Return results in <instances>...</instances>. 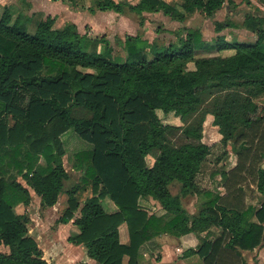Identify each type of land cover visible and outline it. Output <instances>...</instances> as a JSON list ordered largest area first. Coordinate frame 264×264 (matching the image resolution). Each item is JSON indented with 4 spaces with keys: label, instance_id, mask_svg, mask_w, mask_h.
I'll return each mask as SVG.
<instances>
[{
    "label": "trees",
    "instance_id": "1",
    "mask_svg": "<svg viewBox=\"0 0 264 264\" xmlns=\"http://www.w3.org/2000/svg\"><path fill=\"white\" fill-rule=\"evenodd\" d=\"M234 2L94 0L88 7L117 13L127 7L143 26L145 12L162 11L183 22L196 10L212 16ZM256 2L257 9L264 8V0ZM27 15L22 10L14 15L11 4H5L0 17V245L9 248L0 249V264H52L29 234L30 214L15 206L31 202L28 186L42 207L57 203L69 178L62 139L68 129L93 147L76 154L83 171L65 190L67 205L58 221L72 220L77 231L68 240L83 244L94 264H141V245L161 232L195 233L198 242L183 250L184 257L245 264L243 252L264 244V201L247 204L242 185L260 138L257 128L264 126V14L245 13L242 25L255 32L253 41L220 33L234 25L228 19L215 20L213 41L186 25L176 40L164 43L144 38L143 31L128 34L121 61L105 35L81 33L72 21L57 27L50 14L30 33L24 29L27 20L21 22ZM196 48L227 51L197 56ZM158 110L173 112L182 124L164 123ZM208 115L221 134L217 161L231 143L237 157L231 169L212 172L220 174L223 192L197 180L212 149L203 140ZM256 161L257 187L264 193V150ZM174 181L180 182L178 193L171 190ZM89 186L91 194L80 198ZM189 194L207 197L198 212L184 206L182 198ZM106 196L115 209L104 207ZM142 198L157 201L163 213L150 212ZM122 223L127 241L120 238ZM212 226L222 235L211 236Z\"/></svg>",
    "mask_w": 264,
    "mask_h": 264
},
{
    "label": "rangeland",
    "instance_id": "2",
    "mask_svg": "<svg viewBox=\"0 0 264 264\" xmlns=\"http://www.w3.org/2000/svg\"><path fill=\"white\" fill-rule=\"evenodd\" d=\"M56 1L59 0H55V2L52 3V6L45 5L44 9H48L49 11H58L61 5L56 3ZM126 1L136 3L138 0ZM27 2L28 4L26 5L23 0H10L9 4H11V9L14 12V15H17V13H19L21 10L25 14H30L32 5H29L31 3L29 0H27ZM61 2L68 3L64 1ZM93 2L94 0H79L76 4H71L72 9L76 10L75 13L72 12V17L65 14L67 16L66 17L64 15L65 19L62 18L61 14H59L55 20V26H63L66 22L72 21L76 24L78 30L81 33H88L92 37L100 35L107 36L111 46L113 47V55L119 61L125 59V55L127 53L124 45L126 35H135L137 32L143 31V34L146 36H154V33L144 31L142 26H140L138 23L139 15L129 10L127 7L126 11L123 14H117V12L113 10L104 11L99 9L95 10V12L92 13L89 10V7L86 6L92 5ZM234 3L235 4L232 6H229L228 4L224 5L212 16H208L201 10H196L187 18V21L185 20L183 22H180L178 20H175V22L170 18L169 15L164 14L162 11H158L156 13H151V18L149 17V27L151 31H155L156 28L161 29L160 32L157 31L159 33V37H156L161 43L176 40L177 36L181 34L182 29L179 28L182 25H186L190 28L198 27L201 30L202 36L205 40L213 41L215 36L218 34L214 27L215 20L228 19L232 21L234 25L225 27L220 31V33H223L225 36H227L228 39L235 38L244 41L255 40V32L243 26L242 22L244 20L246 12L255 11L256 13L264 14V8L257 9L256 0H253V3H247L245 0H235ZM4 5L0 6V17L4 10ZM59 12L61 13V11ZM44 14L35 11L32 14L33 16L29 17L28 19H26V17H22L21 22L25 23V20H27V23L24 24V29L30 33H33L36 29L38 21L42 18H45ZM124 14L125 17L128 16L130 19H126L124 21L122 18V15ZM133 23L136 24V29L134 28ZM167 28H170L171 34L166 32L164 33ZM146 36L144 38L149 39ZM99 47L104 48V44H100ZM226 51L227 50L217 51L215 48H212L210 50L196 48L195 54L197 56L211 55L216 53L225 54ZM188 66L192 68L194 67V64L192 62H189ZM157 112L164 123L182 124L180 118L173 112L163 113L161 110H158ZM257 129L260 138L256 140L252 146L250 165L247 167V171L244 172V174L246 175V179L242 184L246 202L247 204L253 206H258L262 201H264V193L259 191L257 187V171L260 164L259 161H256L258 158H260V154H262L264 150V126H261ZM248 131L249 130H247V133ZM203 134V140L209 144H212V149L201 171L197 175V180L203 187L212 188L213 190L223 192V180L220 174L216 173L213 176L212 172L216 168H226L227 170H229L236 164L237 157L233 152L235 147L231 143L229 145L228 154L220 159L219 162L217 161V157L223 151V147L220 143L221 134L218 131V127L213 123V115L207 116ZM62 139L66 150L63 156V161L69 172V178L65 181L64 189L66 190L67 188H70L75 182L80 180V176L83 171V168L79 169L76 166L78 165L76 154H78L79 151L82 152L83 150L91 149L93 147V144L80 137V135L73 129H68L66 132H64L62 134ZM236 147L240 150H242L241 148H243V146H241L240 144H238ZM152 161L153 158L149 156L148 162L150 163ZM79 164L81 165V163ZM65 190L60 195L58 202L52 207H42L40 205V200L37 195H35V193L32 195L31 202L28 205L18 203L15 206L16 211H27L30 214L29 216L31 217V220L29 222V231L30 233L32 232V235L36 238L39 245L42 247L44 255L50 262H52V264H75L76 262L90 258L86 252V247L84 245L76 246V244L68 241V235L72 234V222L62 223L58 221V218L61 216L63 210L67 205V193ZM91 190L92 189L89 186L85 191L80 193V198L84 199L87 195H90ZM171 190L173 193H178L180 190V182L174 181L171 185ZM206 199L207 197L202 194H189L182 198V202L190 213H195L198 212L203 204V201H205ZM140 201L149 209V211L154 212V214H161L164 211L157 201L149 202L147 204L142 199ZM102 203L107 210L111 211L115 208V204L107 196L102 199ZM78 213L79 211L76 214ZM166 234L168 235L167 238L169 239H176L178 237L168 232H161L157 234L158 238L156 239V245L155 243H151L150 246L148 245L142 248L143 258H146V261L142 259V261H140L141 264L148 262V258L150 259L154 252L157 254L160 253L161 246L159 244L160 242H162L161 240L163 237L159 236ZM192 234V236H194L192 239H188L187 237H185L184 240H182V245L180 246L181 248L179 249V252L182 253L185 248L193 245L195 246L197 244L198 238L195 233L192 232ZM209 234L214 237L217 234L222 235V232L217 226H212ZM128 236L127 225L126 223H122L120 225V238L122 241H127ZM155 236H153L152 238H154ZM163 240H166V238H163ZM173 247L175 248V245ZM0 249L3 251H9L8 246L5 245H1ZM151 249L154 250L153 253L150 252ZM160 256L161 254L159 255V257ZM176 256L177 255L175 254L174 260L176 259ZM263 261L264 244L257 246L253 250L244 251L245 264H264Z\"/></svg>",
    "mask_w": 264,
    "mask_h": 264
},
{
    "label": "crops",
    "instance_id": "3",
    "mask_svg": "<svg viewBox=\"0 0 264 264\" xmlns=\"http://www.w3.org/2000/svg\"><path fill=\"white\" fill-rule=\"evenodd\" d=\"M12 1V0H11ZM31 3L29 4V5H32V8H31V13L29 14L30 15V17H32L33 15V12H35V11H38V12H40V13H45L44 14V16L46 17L47 15H53V16H55L56 18H57V16L59 15V14H61V16H62V18H64V15L65 14H67V16H71L72 17V12L73 13H75V11L76 10H73L72 9V5L70 4V3H63V2H61L62 0H59V1H56V3H58L59 5H61L60 6V8L58 9V11L56 10V11H49L48 9H44V6L45 5H47V6H52V3H54L55 2V0H29ZM10 3V0H0V6L1 5H4V4H9ZM28 3V2H27ZM5 6V5H4ZM43 7V8H42ZM86 7H88V6H86ZM40 10V11H39ZM59 11H61V13L59 12ZM109 11H111V10H109ZM218 11V10H217ZM216 11V12H217ZM92 12V11H91ZM95 12V11H94ZM94 12H92V13H94ZM151 13H156V12H145L144 13V15L146 16V22L144 23V25L142 26V28L144 29V31H146V32H152V33H154V36H152V37H150L149 35L148 36H146V35H144V37L146 36V37H148L150 40H152V39H154V38H156L157 36L159 37V33L157 32V31H159L160 32V30L161 29H158V28H156L155 29V31H151V29H150V27H149V19L151 18ZM117 14H119V13H117ZM120 14H123V13H120ZM66 16V15H65ZM66 16V17H67ZM70 17V18H71ZM150 17V18H149ZM122 18H123V20L125 21L126 19H130L128 16L127 17H125V14L124 15H122ZM65 19V18H64ZM173 21H175V20H173ZM186 21H187V19H186ZM176 22V21H175ZM134 24V28H135V26H136V24L135 23H133ZM62 26V25H61ZM94 29V28H93ZM136 29V28H135ZM92 30V29H91ZM169 33V34H171V32H170V28H167L166 29V31H164V33ZM23 181V180H22ZM23 183H25L24 181H23ZM28 188L30 189V192H31V194L33 195L35 192H34V190L31 188V187H29L28 186ZM35 195H37L36 193H35ZM37 197L39 198V200H40V196H38L37 195ZM59 200V199H58ZM142 200L143 201H145L146 202V204L147 203H149V202H153L152 200H148V199H146V198H142ZM58 202V201H57ZM55 205V204H54ZM53 205V206H54ZM49 207H52V206H49ZM116 207V206H115ZM115 209V208H114ZM150 212H152V211H150ZM69 222H72V220H70ZM62 223H64V222H62ZM66 223H68V222H66ZM72 224H73V222H72ZM77 231V229H76V226L73 224L72 225V233L73 232H76ZM29 234L30 235H32V232L30 233V231H29ZM193 234H192V232L191 233H187V234H184V235H182V236H179V237H177L176 239H169V238H167V234L166 235H162V236H159V237H163V238H166V240H163V238H162V242H160V246H161V249H160V253H155L154 252V250H150V252L151 253H153L154 252V254L152 255V257L149 259L148 258V262H146V263H142V264H147V263H157V264H206V263H204V261L202 260V258H200V256L199 255H197V254H193V255H190V256H187V257H184V256H182V253L181 252H179V249L181 248L180 246L182 245V240H184V238L185 237H187L188 239H192L194 236H192ZM33 236V235H32ZM69 236V235H68ZM34 237V236H33ZM35 238V237H34ZM158 237H157V235L154 237V238H151L150 240H147L146 242H144L142 245H141V247H140V261H142V259L143 260H145L146 258H143V254H142V248H144V247H146V246H150L151 245V243H155V245H156V239H157ZM36 239V238H35ZM67 239H68V237H67ZM153 239V240H152ZM37 241V240H36ZM69 241V240H68ZM38 242V241H37ZM69 242H71V241H69ZM73 243V242H72ZM39 244V243H38ZM75 244V243H74ZM79 245H82L83 246V244H76V246H79ZM175 245V248L173 247ZM1 246V245H0ZM40 246V245H39ZM194 246V245H193ZM41 247V246H40ZM173 247V248H172ZM42 248V247H41ZM244 253V252H243ZM145 254H146V252H145ZM161 254V256L159 257V255ZM177 255L176 256V259L174 260V255ZM43 255H44V252H43ZM44 258L45 259H47L48 260V258H46V256L44 255ZM49 261V260H48ZM83 261H88L89 263H91V264H94L95 263V260L93 259V258H87V259H85V260H83ZM92 261H94V262H92ZM146 261V260H145ZM50 262V261H49ZM264 262V261H263ZM52 263V262H51ZM77 263V262H76ZM75 263V264H76Z\"/></svg>",
    "mask_w": 264,
    "mask_h": 264
}]
</instances>
